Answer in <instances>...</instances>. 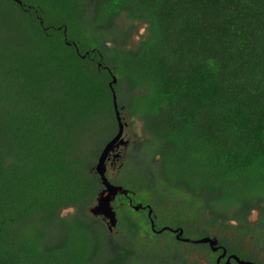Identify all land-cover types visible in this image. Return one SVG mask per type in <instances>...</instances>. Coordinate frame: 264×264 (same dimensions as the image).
<instances>
[{"label":"trees","instance_id":"obj_1","mask_svg":"<svg viewBox=\"0 0 264 264\" xmlns=\"http://www.w3.org/2000/svg\"><path fill=\"white\" fill-rule=\"evenodd\" d=\"M112 75L120 113L140 119L142 135L109 179L150 204L156 229L215 234L264 264L241 244L250 235L264 249V0H0V264L214 254L153 230L146 206L124 195L114 231L88 211L102 187L88 165L117 131Z\"/></svg>","mask_w":264,"mask_h":264},{"label":"water","instance_id":"obj_2","mask_svg":"<svg viewBox=\"0 0 264 264\" xmlns=\"http://www.w3.org/2000/svg\"><path fill=\"white\" fill-rule=\"evenodd\" d=\"M112 82H116L115 75H112V79L109 81V85L111 86L112 92V102L114 107V112L117 120V131L116 133L109 138L105 144L103 145L102 149L100 150L99 154L97 155L96 161L93 164V168L99 174V178L102 182V189H100L95 198L94 202L88 207V211L93 214L94 216H100L107 226L109 231H114L117 223V214L116 210L114 209L112 201L114 200L116 194H127L129 189L124 187L120 183H113L106 175L107 169V159L112 156L113 158L123 156L125 152V148L129 142V138L125 137L124 135V126L126 125V121H124V115L120 113V109L118 107L116 94L114 88L112 87ZM143 204L141 202H136L132 204L134 209H138ZM147 207V215L150 219V227L155 231H161L164 228L170 229L175 232V237L177 239H181L184 241H192V242H206L209 244L212 250H216L220 245L218 244V239L215 234L213 235H203L198 238H190L188 236H183V229L181 226L177 227H170L168 225H164L158 229L155 228L154 220L151 216L153 213L152 207L150 204L144 205ZM226 248L222 246V252L217 256L216 260L225 255ZM233 258L238 264H255L254 261L250 259L240 258L235 253H231L227 256L226 260L220 264H227L230 262V258Z\"/></svg>","mask_w":264,"mask_h":264},{"label":"rangeland","instance_id":"obj_3","mask_svg":"<svg viewBox=\"0 0 264 264\" xmlns=\"http://www.w3.org/2000/svg\"><path fill=\"white\" fill-rule=\"evenodd\" d=\"M145 32V28H144V25H139L138 26V31L132 36L131 38V41L129 43L130 46H134L136 45V41L143 35V33ZM123 115H124V118L126 120V125L124 126V132H125V137H129L131 139H134L140 135H142V130H141V121L140 119H138L137 117H129L125 114V111L123 110L122 111ZM104 133V130H101V134ZM132 133H136L137 136H133ZM100 134V131L97 130H94V131H89L88 132V139L91 140L89 141L87 144H86V147L85 149L82 151V156H84L85 158L88 157L89 153H90V148L92 146H95L96 145V138ZM111 138V137H110ZM105 144V143H104ZM103 144V145H104ZM91 146V147H90ZM103 147V146H102ZM102 149V148H101ZM126 149V148H125ZM100 152V151H99ZM98 152V154H99ZM97 154V155H98ZM97 155L93 156L92 159H91V162L90 164L88 165V167H90V171H92L93 173L97 174L99 176V174L95 171V169L92 167L93 164L95 163L96 161V158H97ZM123 159V157H122ZM121 159V160H122ZM117 172L116 168H109L108 169V173H106L107 177L110 178L112 177V175H115ZM102 184V182H101ZM97 194V193H96ZM94 202V201H93ZM68 210H73L72 208H64V212H67ZM249 219L251 221V223H255V221L258 219V215H257V211L254 210L250 213L249 215ZM105 222V221H104ZM166 225V224H165ZM231 230V229H230ZM232 231V230H231ZM191 236L194 235V233L190 234ZM213 235V234H212ZM232 238V237H231ZM233 239V238H232ZM255 242H252L251 238H250V235H247V237L245 238V240L243 242H241V244H243V246L246 248V249H251V244H254ZM260 245H256L254 249H252L254 251V253H258L261 252V250L264 251V249H259ZM193 257H196L198 258L202 263L204 264H209V263H212L211 262V259H210V256L209 254L201 249V248H193L192 249V254H191Z\"/></svg>","mask_w":264,"mask_h":264},{"label":"flooded vegetation","instance_id":"obj_4","mask_svg":"<svg viewBox=\"0 0 264 264\" xmlns=\"http://www.w3.org/2000/svg\"><path fill=\"white\" fill-rule=\"evenodd\" d=\"M124 121H125V119H124ZM124 134H125V132H124ZM128 138H129V137H128ZM134 140H135V138L132 139V141H134ZM130 141H131V140H130V138H129V142H130ZM129 142H128V144H129ZM128 144H127V145H128ZM126 147H127V146H126ZM125 150H126V149H125ZM124 153H125V152H124ZM123 155H124V154H123ZM122 157H123V156L113 158L112 156H110V157L107 159V162H106V165H107L106 173H108V169H109V168H111V169L116 168V170H117V168L122 164V160H121ZM110 181H111V180H110ZM111 182H113V181H111ZM113 183H115V182H113ZM102 187H103V185H102ZM102 187H101L100 189H102ZM130 192H131V191L129 190L127 194H121V193L116 194V196H115L114 200L112 201V203H113L114 201L119 200L120 195H124V196H126V197L128 198V202L130 201L129 204H130V203L132 204L131 198L129 197V193H130ZM118 202H121V200H119ZM144 205H145V204H143V206H144ZM141 207H142V206H141ZM141 207H140V208H141ZM145 208L147 209V207H145ZM174 233H175V232H174ZM180 240H181V239H180ZM207 244H208V243H207ZM218 244H219L220 246H219L216 250H212V249L210 248L209 244H208L210 250H212V251L214 252L213 255H212L211 252H209V256L213 258V262H212V263H214V264H220V263L224 262V261L226 260L227 256H228L229 254H231V253H228V252H227V249H226L225 255L222 256V257L219 259V261H217L216 258H217V256L222 252V246L225 247V245L219 243V239H218ZM256 245H260L259 249H261V248H262L261 246H263L261 242L254 243V244H251V249H246L245 247H243L242 252L245 254V256H249L250 253H251V251H253L252 249H254ZM194 248H197V247H194ZM198 248H199V247H198ZM225 248H226V247H225ZM203 250H205V249H203ZM263 252H264V251L261 250V252H259V254L257 253V255H256L257 258H262V254H263ZM253 253H254V251H253ZM235 254H236V253H235ZM254 254H255V253H254ZM213 256H214V257H213ZM240 258H245V257H241V256H240ZM232 260H234V259L231 257V258H230V262L227 263V264H230V263L232 262ZM252 261H253V260H252ZM209 264H210V263H209Z\"/></svg>","mask_w":264,"mask_h":264}]
</instances>
